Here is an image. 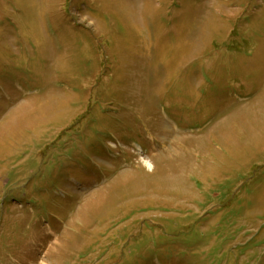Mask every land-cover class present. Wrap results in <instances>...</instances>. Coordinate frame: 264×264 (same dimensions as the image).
<instances>
[{
    "label": "rangeland",
    "instance_id": "obj_1",
    "mask_svg": "<svg viewBox=\"0 0 264 264\" xmlns=\"http://www.w3.org/2000/svg\"><path fill=\"white\" fill-rule=\"evenodd\" d=\"M0 264H264V0H0Z\"/></svg>",
    "mask_w": 264,
    "mask_h": 264
}]
</instances>
